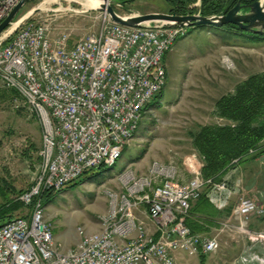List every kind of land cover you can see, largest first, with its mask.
<instances>
[{
	"label": "built area",
	"instance_id": "built-area-1",
	"mask_svg": "<svg viewBox=\"0 0 264 264\" xmlns=\"http://www.w3.org/2000/svg\"><path fill=\"white\" fill-rule=\"evenodd\" d=\"M19 1L0 0V22ZM185 33L186 27L161 23L120 25L105 12L97 32L71 45L67 34H51L45 18L28 17L0 40V89L16 92L42 128L32 180L17 196L26 210L0 224V264H175L181 254L216 251L219 232L243 231L250 216L264 215V207L242 196L231 213L238 226L227 220L213 236L193 232L184 221L192 201L204 194L225 209L242 188L225 179L205 180L202 161L199 166L186 158L192 174L187 182L178 180L176 167L158 161L145 175L123 172V190H106L101 228L77 226L78 241L67 251L44 219V192L61 191L88 172L116 164L166 85V52ZM141 209L152 231L138 215ZM247 234L251 242L264 241V233Z\"/></svg>",
	"mask_w": 264,
	"mask_h": 264
},
{
	"label": "rangeland",
	"instance_id": "rangeland-1",
	"mask_svg": "<svg viewBox=\"0 0 264 264\" xmlns=\"http://www.w3.org/2000/svg\"><path fill=\"white\" fill-rule=\"evenodd\" d=\"M199 5L198 1L189 4L188 8L193 9ZM116 8L122 11L119 13L121 15L168 11L165 0H133ZM33 9L37 10L29 18H45L51 27V34H67L69 45L97 32L102 26L105 13L99 8L87 7L81 0H31L22 6L14 21ZM188 29L186 27L185 35L166 52L164 63L167 81L162 94L142 114L137 131L116 164L43 199L44 219L51 226L54 239L62 249L73 247L78 241L77 226H83L87 232L101 228L100 217L107 211L106 190H123L121 175L126 170L137 176L145 175L150 164L158 161L176 167L179 181L184 179L187 172L190 174L185 159L190 158L193 164L198 160V154L192 147L191 134L199 126L234 124L229 119L216 116V100L232 93L249 76L264 74L263 36L217 28L190 32ZM41 132L38 118L16 92L1 88L0 206L7 201L17 200L19 192L29 186L38 162ZM261 147L254 148L256 152L246 157L258 153ZM242 175L239 186L243 190L235 193L227 207L229 212H232L242 196L257 202L255 195L253 197L246 191ZM259 181L260 184L256 185L252 193L259 190L264 192V181ZM25 210L22 206L12 215H21ZM262 216H250L244 230H236V239H249L247 231L264 230ZM233 221L239 225L237 219ZM229 239L225 235L218 249L212 253L184 256L177 259L175 264H264V258L260 257L256 261H246L247 257L240 252L243 243L238 242L236 249L231 250L226 245L231 242ZM258 242L264 244V241ZM237 255L239 258L235 261Z\"/></svg>",
	"mask_w": 264,
	"mask_h": 264
},
{
	"label": "trees",
	"instance_id": "trees-1",
	"mask_svg": "<svg viewBox=\"0 0 264 264\" xmlns=\"http://www.w3.org/2000/svg\"><path fill=\"white\" fill-rule=\"evenodd\" d=\"M122 1L123 3H130L133 0ZM165 1L168 5L167 13L169 14L187 15L196 14L200 11L203 16H210L226 13L238 0ZM198 1L200 2L199 7L193 9L188 8L189 4H194ZM115 9L118 13H122L119 9ZM206 28L209 30L213 29L208 26H192L189 27L188 32H190V30ZM220 29L240 34L245 33L232 24H228ZM161 94L162 91L154 100L160 98ZM215 113L216 116L229 119L233 121L234 124H210L199 126L198 130L191 134V137L192 147L201 157L202 166L200 168V173L202 177L211 179L213 182L217 183L223 180V176L227 173V170L235 165L232 163V160L240 158L238 161V163H240L243 159L247 158L246 154L249 149L252 148L262 146L258 153L250 157L255 158L263 152L264 146L261 145V142L264 139V74L249 76L246 80L238 84L232 93L226 94L216 100ZM103 168L104 167H100L97 170L84 174L69 186L81 183L84 179L98 174ZM23 191L24 190L20 191L19 194ZM59 192L60 191H46L42 194V199L52 197ZM22 206V202L18 199L13 202L7 201L5 204L1 205L0 224L11 219L13 217V212ZM195 209H201L208 213V215L213 213V205L204 194L196 200ZM262 217L264 219V215ZM184 221L193 232H196L194 230V223L189 220V217L185 218Z\"/></svg>",
	"mask_w": 264,
	"mask_h": 264
},
{
	"label": "water",
	"instance_id": "water-1",
	"mask_svg": "<svg viewBox=\"0 0 264 264\" xmlns=\"http://www.w3.org/2000/svg\"><path fill=\"white\" fill-rule=\"evenodd\" d=\"M31 0H20L9 14L0 22V40L5 34L11 33L15 26L26 20L37 9L14 21L19 10ZM99 9L106 12L111 21L128 27H152L155 23L168 26H208L223 28L228 24L237 26L242 32L264 37V0H238L226 13L203 16L200 11L196 14L174 15L169 13L151 12L145 14L121 15L116 6L123 4L122 0H101ZM115 7V8H114ZM13 26V27H12Z\"/></svg>",
	"mask_w": 264,
	"mask_h": 264
},
{
	"label": "crops",
	"instance_id": "crops-1",
	"mask_svg": "<svg viewBox=\"0 0 264 264\" xmlns=\"http://www.w3.org/2000/svg\"><path fill=\"white\" fill-rule=\"evenodd\" d=\"M263 152L258 155L257 157L253 158V157H247L246 159H243L239 165L234 166L232 169H230L224 176L223 179H225L228 183V185L231 188H234V186L237 185V183H239V178L241 176V173L243 174L242 176H244V181H245V189L247 192H249V194H251V196L257 198V202L260 206L264 207V192L259 190L257 192H251L253 191V189L256 187V185L260 184L259 179L264 181V148L262 150ZM198 154V153H197ZM198 160H197V165L199 164V166L201 165V157L198 154ZM242 169V171H241ZM192 177L191 173L189 174L188 172L186 173L184 179H181V182H187L190 178ZM222 181V180H221ZM243 190V189H242ZM236 193V192H235ZM235 193L232 195L231 200L234 198ZM257 196H256V194ZM230 200V202H231ZM230 202L228 204V206L230 205ZM195 204H196V200L191 202V213L188 214L189 220L194 223V230L196 231V233L199 234H204V235H215L217 232H219V228H220V224L224 221H230L233 224L234 221L231 217V213L229 212L227 207L225 210L221 211L218 210L217 208H215V206L213 207L212 210V214L208 215V213L204 212L201 209H195ZM142 214V215H141ZM138 215L140 217H142V219L145 220L146 222V227L148 231H152L153 230V225L152 223L149 221L147 215L141 210H139ZM254 229V228H252ZM237 229H233L231 231H223V232H219L220 235L218 234V239L219 242L221 243L223 241V237H225V235H227L228 238H230L229 240L231 242H229L228 245L230 247V249L232 250V248L236 249L238 242H242V249L240 250V252L242 253V255H244V257L246 258V261H249L248 259H251L252 261H256V258H264V244L259 243V242H251L249 239H243V238H239L236 239V234L235 232ZM255 232H264V230L261 229H254ZM216 232V233H215ZM72 247H67L66 249H62L63 251H67L69 249H71ZM240 254V253H239ZM238 254V255H239ZM235 257V261L237 258H239V256ZM186 256L185 254H181L180 256H177V259H180L182 257ZM253 263V262H252ZM251 263V264H252Z\"/></svg>",
	"mask_w": 264,
	"mask_h": 264
},
{
	"label": "bare ground",
	"instance_id": "bare-ground-1",
	"mask_svg": "<svg viewBox=\"0 0 264 264\" xmlns=\"http://www.w3.org/2000/svg\"><path fill=\"white\" fill-rule=\"evenodd\" d=\"M51 1V0H47ZM83 4H85L87 7H93V8H98L99 5L101 4V0H81Z\"/></svg>",
	"mask_w": 264,
	"mask_h": 264
}]
</instances>
